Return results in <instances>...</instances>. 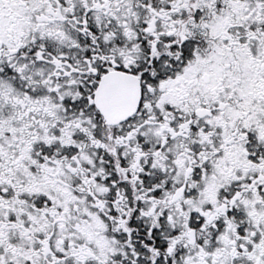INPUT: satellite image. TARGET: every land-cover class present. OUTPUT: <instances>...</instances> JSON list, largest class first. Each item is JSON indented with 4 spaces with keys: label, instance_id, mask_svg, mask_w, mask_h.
Returning <instances> with one entry per match:
<instances>
[{
    "label": "snow or ice",
    "instance_id": "6c2138e0",
    "mask_svg": "<svg viewBox=\"0 0 264 264\" xmlns=\"http://www.w3.org/2000/svg\"><path fill=\"white\" fill-rule=\"evenodd\" d=\"M0 264H264V0H0Z\"/></svg>",
    "mask_w": 264,
    "mask_h": 264
}]
</instances>
